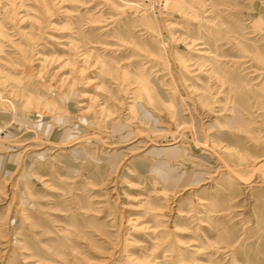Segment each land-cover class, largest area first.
<instances>
[{
  "label": "rangeland",
  "instance_id": "rangeland-1",
  "mask_svg": "<svg viewBox=\"0 0 264 264\" xmlns=\"http://www.w3.org/2000/svg\"><path fill=\"white\" fill-rule=\"evenodd\" d=\"M0 264H264V0H0Z\"/></svg>",
  "mask_w": 264,
  "mask_h": 264
}]
</instances>
